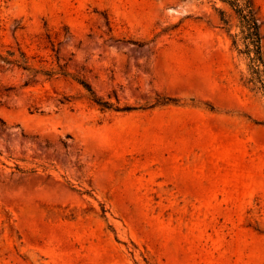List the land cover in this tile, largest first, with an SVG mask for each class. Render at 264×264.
<instances>
[{
  "label": "rangeland",
  "instance_id": "1",
  "mask_svg": "<svg viewBox=\"0 0 264 264\" xmlns=\"http://www.w3.org/2000/svg\"><path fill=\"white\" fill-rule=\"evenodd\" d=\"M235 41L218 0H0V57L54 72L0 61V264H264V91Z\"/></svg>",
  "mask_w": 264,
  "mask_h": 264
},
{
  "label": "trees",
  "instance_id": "2",
  "mask_svg": "<svg viewBox=\"0 0 264 264\" xmlns=\"http://www.w3.org/2000/svg\"><path fill=\"white\" fill-rule=\"evenodd\" d=\"M221 3H225L231 7L235 12L239 29L241 34V43L244 47L234 42V45L239 49V53L245 54L249 58V69L251 73V80L254 85L261 91H264V44L263 34L261 31V25L256 17L254 5L251 0H218ZM238 46V47H237ZM0 61L7 66L22 69L24 71H31L36 74H44L48 77L54 75L53 71L35 70L29 65V61L25 54H21V58H16L14 53H10V58L0 57ZM63 76H67L65 73H60ZM85 90L90 94L91 100L102 108V110H112L115 112H126L132 110L129 107H120V105H113L109 102L96 98L91 86L83 81H77Z\"/></svg>",
  "mask_w": 264,
  "mask_h": 264
}]
</instances>
